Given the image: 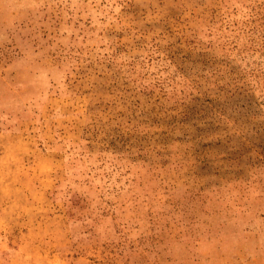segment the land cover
<instances>
[{"label": "rangeland", "instance_id": "1", "mask_svg": "<svg viewBox=\"0 0 264 264\" xmlns=\"http://www.w3.org/2000/svg\"><path fill=\"white\" fill-rule=\"evenodd\" d=\"M0 264H264V0H0Z\"/></svg>", "mask_w": 264, "mask_h": 264}]
</instances>
